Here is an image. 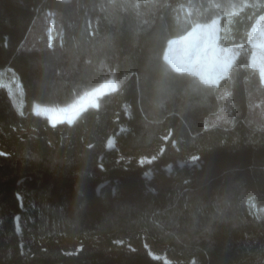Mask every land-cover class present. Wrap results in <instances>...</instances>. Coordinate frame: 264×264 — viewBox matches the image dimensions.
I'll use <instances>...</instances> for the list:
<instances>
[{"label":"trees","instance_id":"16d2710c","mask_svg":"<svg viewBox=\"0 0 264 264\" xmlns=\"http://www.w3.org/2000/svg\"><path fill=\"white\" fill-rule=\"evenodd\" d=\"M215 17L236 56L210 82L166 49ZM263 17L264 0H0V69L21 84L0 85V264H264V211L249 204L264 207ZM111 77L72 121L34 111ZM147 146L150 160L120 155Z\"/></svg>","mask_w":264,"mask_h":264},{"label":"rangeland","instance_id":"374dc122","mask_svg":"<svg viewBox=\"0 0 264 264\" xmlns=\"http://www.w3.org/2000/svg\"><path fill=\"white\" fill-rule=\"evenodd\" d=\"M256 36L254 42V52L252 63L258 66L264 78V17L256 27ZM236 56V51L229 46H224L219 42V18L215 17L207 22L194 24L191 31L186 35L171 38L166 49V58L174 63L178 69L190 70L199 74L207 81H218L225 75ZM0 85L5 86L10 91L21 89L19 80L13 73L5 68L0 69ZM118 82L113 78H108L99 84L85 90L83 93L67 104H45L35 102L34 111L47 115L52 123L61 120H74L78 114L89 106H96L99 98L105 92L113 90L117 87ZM54 139L55 136L51 134ZM109 145H115L114 137L109 139ZM2 150H4L2 148ZM120 155L123 158H130L134 154L139 160L147 161L152 159L158 152L155 146L143 147L140 150L132 148H121ZM250 208L254 213L264 211L250 200ZM18 229L24 232V224L18 218ZM26 233L24 242L30 246L32 234ZM65 250L68 252L76 251L81 245V241L77 237H62ZM115 240L118 242L125 241L129 245H133V234L129 232H117ZM149 252L154 257H160L166 261L177 259L178 257L171 255L166 247L161 243L155 242L153 239L144 240ZM194 264V263H192Z\"/></svg>","mask_w":264,"mask_h":264},{"label":"crops","instance_id":"0c3cea01","mask_svg":"<svg viewBox=\"0 0 264 264\" xmlns=\"http://www.w3.org/2000/svg\"><path fill=\"white\" fill-rule=\"evenodd\" d=\"M186 34H187V33H186ZM186 34H185V35H186ZM183 36H184V35H183ZM172 65H174L176 68H178L173 62H172Z\"/></svg>","mask_w":264,"mask_h":264}]
</instances>
